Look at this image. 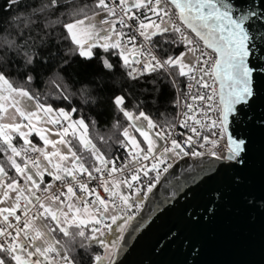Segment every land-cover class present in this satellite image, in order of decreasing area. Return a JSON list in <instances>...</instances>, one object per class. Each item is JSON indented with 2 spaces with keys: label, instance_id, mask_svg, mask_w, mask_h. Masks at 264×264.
<instances>
[{
  "label": "snow or ice",
  "instance_id": "6c2138e0",
  "mask_svg": "<svg viewBox=\"0 0 264 264\" xmlns=\"http://www.w3.org/2000/svg\"><path fill=\"white\" fill-rule=\"evenodd\" d=\"M60 2L46 0L33 15L55 11ZM18 3L9 0L6 6ZM95 8L103 13L98 23L95 17H88L87 23L75 19L63 24L64 39L75 45L70 51L93 59V49H102L119 59L133 81L146 74L165 73L178 92L176 106L180 111L175 122L160 126L143 110L134 113L126 108L124 96H115L112 103L128 122L120 133L123 139L117 141L125 152L121 158L107 157L97 148L87 135L84 120L73 117L75 109L56 110L37 104L36 111L25 113L16 107L19 122L0 123V151L9 154L7 161L15 172L13 176L7 167L0 166V264H76L74 246L79 244L86 250L104 235L103 228L110 229L107 219L117 225L121 236L128 231L135 219L129 210H141L147 193L159 183L161 173L173 166L175 158L207 154L244 163L246 141L228 133L230 122H236L251 106L257 95L256 80L264 75V57L257 55L264 45V0H259V5L256 0H95ZM155 37L160 38L159 43ZM164 45L183 50L161 57L157 49ZM9 47L19 52L23 46L10 42ZM189 53L194 59L185 62ZM34 63L33 56L25 52V64ZM102 63L108 70L114 67L106 57ZM31 79L27 77L29 82ZM185 81L186 90H181ZM16 95L33 98L23 87L10 83L0 69V101L4 102L0 103V113L6 111L8 103L17 105ZM177 128L183 131L177 132ZM48 133L58 139L50 140ZM226 134L228 155L220 156L213 149ZM33 135L43 142V148L30 139ZM14 137H18L15 144ZM73 140L90 152V158L80 155ZM57 144L64 145L67 154L56 150ZM50 145L54 150L48 152L45 149ZM29 166L35 176L28 171ZM46 172L59 182L55 191L45 179ZM153 172L154 177L149 175ZM97 188H102L106 197ZM125 188L135 196L125 194ZM77 190L84 194L83 199ZM118 220L122 223L117 224ZM89 225L90 234L84 230ZM73 228L76 231H71ZM116 247L113 243L112 248Z\"/></svg>",
  "mask_w": 264,
  "mask_h": 264
},
{
  "label": "water",
  "instance_id": "95a60500",
  "mask_svg": "<svg viewBox=\"0 0 264 264\" xmlns=\"http://www.w3.org/2000/svg\"><path fill=\"white\" fill-rule=\"evenodd\" d=\"M256 92L229 127L246 141L244 163L180 158L147 194L109 264H264V75Z\"/></svg>",
  "mask_w": 264,
  "mask_h": 264
},
{
  "label": "trees",
  "instance_id": "16d2710c",
  "mask_svg": "<svg viewBox=\"0 0 264 264\" xmlns=\"http://www.w3.org/2000/svg\"><path fill=\"white\" fill-rule=\"evenodd\" d=\"M8 3L9 0H0V69L10 83L17 88L23 87L38 104L56 110L75 109L73 117L84 120L88 137L107 157L124 152L117 141L123 139L120 133L128 127V122L112 103L115 96H124L126 108L134 113L143 110L157 125L174 121L176 94L165 73L146 74L133 81L126 75L127 70L119 59L102 49H93V59L70 51L75 45L64 39L63 24L100 13L95 8V0H61L55 11L36 12L35 15V10L46 0H19L11 7L6 6ZM49 22H52L51 27ZM154 39L159 43V37ZM10 42L23 47L17 52L9 47ZM182 50L164 45L158 47L157 53L163 57ZM25 52L33 56L34 64H25ZM104 57L114 65L112 70L104 67ZM28 76L32 77L30 82ZM17 140L14 138V144ZM72 143L80 155L90 158V152L82 149L78 141ZM8 155L0 151V165L10 168ZM17 162L22 163L19 158ZM85 232L90 233V228H85ZM72 255L76 264H94V258L101 257L103 250L93 244L85 250L76 244Z\"/></svg>",
  "mask_w": 264,
  "mask_h": 264
},
{
  "label": "rangeland",
  "instance_id": "374dc122",
  "mask_svg": "<svg viewBox=\"0 0 264 264\" xmlns=\"http://www.w3.org/2000/svg\"><path fill=\"white\" fill-rule=\"evenodd\" d=\"M102 16H103V13L100 12L97 15L92 16V17H95L94 22L98 23L99 19ZM84 20L87 23V19H84ZM191 60H192V55H191V53H189L185 57V62H190ZM5 95H7V94L5 93ZM30 97H32V96L30 95ZM15 100L18 102L16 106H13L11 103H8V104H6V111L0 113V123L11 124L13 122H19L20 117H19V114L15 110L16 107H19L25 113H30V112L36 111V105L38 103L34 100V98L30 99L28 97H21V96L16 95L15 96ZM0 103H4V102L0 101ZM53 118H55V117H53ZM38 126L39 127H43V128H49V129H54V127H55V126L50 125V124H40ZM152 131L154 133L155 129H153ZM129 132L131 134L137 136L138 139H142V138H139V134L136 133L133 129L129 128ZM47 135H48V138L50 140L55 141V140L58 139L57 136L52 135L51 133H48ZM14 138H18V137H14ZM30 139L33 140V142L36 144L37 147H40V148L44 147L43 142L40 141L39 138L36 137L35 135L30 137ZM21 143H22V141H21ZM45 150L48 151V152H51L54 149L50 145ZM56 150H59V151L65 153V154H67V148L64 145L57 144L56 145ZM178 158H182V157H178ZM40 160H41L42 164H46V161L43 160L42 156L40 157ZM28 171L31 172L35 176V172L31 168V166H29ZM45 175L49 176L47 172L45 173ZM13 176H15V172H14ZM116 214L120 215V213H116ZM105 223L111 225L110 229L109 228H103L102 230L104 232V235L100 236L97 241L91 242V244L97 245L103 250V255L101 256V259L99 261H96L94 264H109L111 259H112V257H113V254L115 252V248H112V244L113 243L117 244L120 241L121 237H122L121 234L118 231H116L117 225L116 224H111L110 219H107L105 221ZM120 223H122V221L118 220L117 224H120ZM86 228H91V225H89Z\"/></svg>",
  "mask_w": 264,
  "mask_h": 264
},
{
  "label": "built area",
  "instance_id": "2783aa9c",
  "mask_svg": "<svg viewBox=\"0 0 264 264\" xmlns=\"http://www.w3.org/2000/svg\"><path fill=\"white\" fill-rule=\"evenodd\" d=\"M158 54V53H157ZM194 58L192 57V60H193ZM191 60V61H192ZM175 89V88H174ZM181 90H186V81H185V83H182L181 84ZM175 94H176V100H177V98H178V92H177V90L175 89ZM178 111H180V109L176 106V112H175V117H174V121L173 122H175V119H176V116H177V112ZM155 131H156V129H155ZM180 131H183L182 129H179V128H177V132H180ZM177 139H180V137L179 136H177ZM213 139H216V137H213ZM211 147V145H206L205 146V148H210ZM197 151H201V152H204L205 151V149H201V148H197L196 149ZM213 151H215L218 155H220V156H225V154H226V152H228V147H227V134L223 137V138H221V139H219V142H218V144L216 145V147L213 149ZM29 156H32V157H36L38 154L37 153H29L28 154ZM125 155V152H123V153H121V154H119V155H116L117 157H121V158H123V156ZM204 156H209V157H212V158H215V157H213V156H210V155H204ZM184 157H187V156H184ZM188 157H190V158H192V159H194V158H199V157H194V156H188ZM201 157H203V156H201ZM39 159H40V157H39ZM180 158H175L174 159V161L172 162L173 163V165L179 160ZM221 160H227V159H221ZM145 163H148V162H145ZM161 167H163V165L161 166ZM8 170L11 172V174L13 175L14 174V170H12L11 168H8ZM163 174L164 173H161V176H160V179H161V177L163 176ZM150 176H152V177H154L155 175H156V173H150L149 174ZM142 179H143V177H142ZM48 183H51L52 185H53V191H55L56 190V186L59 184V182H57V181H53V180H51V181H49ZM92 186H95V184L93 183V185ZM97 191L102 195V196H105L106 197V194H104L103 193V189L102 188H97ZM123 191L125 192V194H128V195H131V196H135V192L133 191V192H129V190L128 189H123ZM148 194V193H147ZM77 195H79L80 197H81V199H83L84 198V194H82V193H79V191L77 190ZM88 199H92V197H89ZM138 212L135 210V209H131V210H129V212H128V214H130V215H136ZM124 213H120V215H123Z\"/></svg>",
  "mask_w": 264,
  "mask_h": 264
},
{
  "label": "crops",
  "instance_id": "0c3cea01",
  "mask_svg": "<svg viewBox=\"0 0 264 264\" xmlns=\"http://www.w3.org/2000/svg\"><path fill=\"white\" fill-rule=\"evenodd\" d=\"M84 58V57H83ZM45 179H48V181L50 180L51 181V178L47 175H45Z\"/></svg>",
  "mask_w": 264,
  "mask_h": 264
}]
</instances>
